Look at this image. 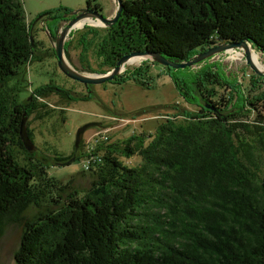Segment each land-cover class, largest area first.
Masks as SVG:
<instances>
[{"label":"trees","instance_id":"trees-1","mask_svg":"<svg viewBox=\"0 0 264 264\" xmlns=\"http://www.w3.org/2000/svg\"><path fill=\"white\" fill-rule=\"evenodd\" d=\"M123 4L112 28L86 26L79 40L86 62L104 32L96 45L100 73H93L105 74L136 52L181 63L246 41L264 55V0ZM87 6L101 11L91 0ZM63 12L69 11L50 14L62 19ZM31 27L22 0H0V238L8 224H22L15 264H264V79L254 74L246 91L210 59L197 71L164 67L184 102L197 109L175 104L153 135L99 145L94 153L103 162L91 166V187L82 192L52 178L46 160L33 161L20 138L24 115L41 111L37 97L46 88L36 92L35 104L21 101L27 69L40 61ZM149 63L114 82L151 89L143 80ZM219 88L228 95L219 96ZM135 156V166L122 160Z\"/></svg>","mask_w":264,"mask_h":264},{"label":"rangeland","instance_id":"rangeland-1","mask_svg":"<svg viewBox=\"0 0 264 264\" xmlns=\"http://www.w3.org/2000/svg\"><path fill=\"white\" fill-rule=\"evenodd\" d=\"M22 2L27 22L32 24H35L37 18L42 14L58 9L71 11L84 9L88 4V0H22ZM91 3L92 5H99L101 14L104 17H108L115 11L113 0H91ZM57 22L50 21L47 23L45 34L49 42V27L52 28ZM41 28V26H38L35 30V39L43 42L44 34ZM93 28L104 29L96 26ZM86 32L87 30L84 27L77 28L68 37L66 43L70 47L69 55L67 56L65 53L66 59L79 72L88 75H101L93 73V71L100 73L96 45L104 32L100 31V38L94 41L95 44L90 47L86 62H81L80 53L82 54V49L78 46V42ZM234 52L240 51L235 50ZM256 53L264 66V55L259 52ZM229 57L230 52L223 53L208 62L219 66L227 77L237 80L238 83L244 85L246 91H250L254 72L247 66L244 57H241L240 60H230ZM143 64L144 61L141 60L133 63V65L127 64L123 74L127 70L132 71ZM149 65L150 69L143 80L151 84V89L134 81L123 84L115 81L91 86L90 93H92L94 99L90 101H69L57 94L41 98L42 100L37 98L36 103L41 104L42 109L39 113L28 118L27 122L28 132L31 133V140L37 149L33 153V161L42 162L46 160L47 170L52 178L64 185L70 183L74 189L84 192L91 187L92 177L88 171L82 170L81 156L87 146L91 144V138L102 129L92 128L85 132L77 155L79 159L71 165L66 166V162L62 164L54 160L56 157L67 158L73 155L76 134L79 128L92 122L100 123L101 126L107 129L103 131L107 132L110 139L107 145H110L124 141L135 134L147 133L153 135L159 124L165 121L167 115L175 114L173 110L175 104H179L180 109H197L184 102L172 79L165 73L163 66L158 64L152 66L151 63ZM200 68V66H195L192 69L197 71ZM47 84H55L66 90H71L73 97L85 93L84 89H81V83L67 78L57 68V60L53 57L42 62H35L27 69L26 81L22 83L23 89L20 98H26L29 92ZM218 92L219 96L228 95L221 88ZM112 117L117 118L118 121H114ZM253 121L254 115L250 117L249 123H253ZM15 151L21 157L23 156L19 148H16ZM122 160L129 166H135L140 162V157L135 156L130 160ZM261 175H264V155ZM157 211L153 209V212ZM22 234V224L10 223L6 226L0 238V264H15V252L21 244Z\"/></svg>","mask_w":264,"mask_h":264},{"label":"water","instance_id":"water-1","mask_svg":"<svg viewBox=\"0 0 264 264\" xmlns=\"http://www.w3.org/2000/svg\"><path fill=\"white\" fill-rule=\"evenodd\" d=\"M123 1L124 0H113L115 4V11L111 17H104L99 11H92L90 10L89 7L66 13L63 15L64 19H68L70 17H73V18L70 21H68L63 28L59 30L58 35L55 40L51 32L50 31L48 32L50 42L56 54L57 67L67 78L73 81L79 82L85 85L86 87L87 86H98V85H103L106 83L113 82L115 79H117V77L123 74L125 67L130 62V60L134 58H139L141 61H144V62L149 61L153 64H158L163 67H168L175 71H178V70H185L186 68H193L202 62H205L209 59L214 58L217 55L238 50L240 51L239 53H241L242 56L245 58L246 64L251 69V71L254 72L256 76L264 79V69L258 67L252 59V52L253 51L258 52L257 51L258 49L246 41L216 45L214 47H211L206 52H202L194 56L189 61H185L181 63L172 62L166 59L161 53H158V52H155V53L136 52V53L122 57L117 62L116 66L110 71L106 72L105 74L88 75V74L79 72L78 70L74 69L66 59L65 43L68 37L71 35V33L75 29H77L76 26L78 25V23L84 22L83 27H85L86 25H89L90 27H94L95 25L91 24V22H96L100 24L99 26H96V27L112 28L122 16V12L124 10ZM46 15L47 14H44V16ZM42 17L43 16H41L40 19ZM38 21H36L35 24H33L31 28V41L33 44L35 42L34 27ZM47 21L48 19L44 20V22H47ZM42 26H44V23ZM45 29H47V27H45ZM92 99L94 98L92 97ZM27 122H28V117L24 115L21 125H20L19 134H20L22 144L24 148L26 149V151L30 154H33L37 151V149L29 136ZM92 128L102 129L101 131L106 130L103 126H101L100 123H97V122L88 123L82 126L81 128H79L76 134L74 153L71 159L68 162H66V164L68 163L72 164L76 161L83 136L86 131Z\"/></svg>","mask_w":264,"mask_h":264},{"label":"flooded vegetation","instance_id":"flooded-vegetation-1","mask_svg":"<svg viewBox=\"0 0 264 264\" xmlns=\"http://www.w3.org/2000/svg\"><path fill=\"white\" fill-rule=\"evenodd\" d=\"M68 11L71 12V10H68ZM66 13L67 12H63V14L61 15V18L62 19H60V16L51 15L50 12L45 13V14H47L46 16H44V14H42L41 16H43V17L41 19H40L41 16H39L37 18L36 21H38V20L39 21L36 23V25L34 27V34H35V30L37 29L38 26H41L42 27L41 29H42L43 34H44V40H43V42L37 41L38 44H37L36 52H37V55L39 57L38 60H40V61H37V62H42V61H44L46 59H50V58H53V57L55 58V56H54L55 51L53 49V46L47 40V36L45 34V27H47V23L50 22V21H53V22L58 21L52 28L49 27L50 32H51V34H52V36H53V38L55 40L56 37H57V35H58L59 30L61 28H63L65 26V24L73 18V17H70L68 19H64L63 18V15L66 14ZM100 13H101V11H100ZM46 19H48V21L47 22H44V20H46ZM43 23H44V26H42ZM87 27H90V26H87ZM65 45H66V43H65ZM78 46H79V42H78ZM65 53H66V49H65ZM55 59L57 60V58H55ZM80 61H81V53H80ZM154 65H156V64H152V66H154ZM115 80H117V79H115ZM81 86H82L81 89H84V92L85 93H83V94H77L78 95L77 97H73V93L71 92V90L70 91L69 90H66L65 88L60 87V86H57L55 84H47V85H43V86L37 88L36 90H33V91L29 92L28 95H27V97L24 98V99H21V101L24 102L25 100H27V99L30 98L28 100L29 103L24 102L25 103L24 105L25 106H31V105L35 104V101H34L33 97L35 96L36 92H38L42 87H46V88H43L44 89L43 90V93H42L43 98H47L48 96L50 97L53 94H57V95L61 96L62 98H64L66 95H69V97H70V98H68L69 101H71V100H78V99H81V97L87 96L90 93L91 86H87L86 87L83 84H81ZM90 94L92 95V93H90ZM37 98H39L40 100H42L40 97H37Z\"/></svg>","mask_w":264,"mask_h":264},{"label":"built area","instance_id":"built-area-1","mask_svg":"<svg viewBox=\"0 0 264 264\" xmlns=\"http://www.w3.org/2000/svg\"><path fill=\"white\" fill-rule=\"evenodd\" d=\"M114 121H118L117 118H113ZM122 121V120H120ZM124 122V121H123ZM107 130V129H106ZM109 137L107 135V132L105 131H100L96 133L92 138H91V144H89L84 152V154L81 156V165H82V170L83 171H89L91 166L97 164V163H102V156L100 154H95L94 151L95 149L102 144H107L109 142Z\"/></svg>","mask_w":264,"mask_h":264},{"label":"bare ground","instance_id":"bare-ground-1","mask_svg":"<svg viewBox=\"0 0 264 264\" xmlns=\"http://www.w3.org/2000/svg\"><path fill=\"white\" fill-rule=\"evenodd\" d=\"M91 24H93V25H95V26H99V25H100L99 23H96V22H91ZM83 26H84V22H81V23H78V25H77L76 27H77V28H82ZM241 57H243L241 53H239V52H234V51H230V57H229L230 60H240ZM252 59H253L254 63H255L258 67L264 69V66H263V64H262L261 61H260L259 55H257V53L254 52V51L252 52ZM139 60H140L139 58L131 59L130 62H129L128 64H132V65H133V63H136V62H138ZM29 135H30V134H29Z\"/></svg>","mask_w":264,"mask_h":264},{"label":"crops","instance_id":"crops-1","mask_svg":"<svg viewBox=\"0 0 264 264\" xmlns=\"http://www.w3.org/2000/svg\"><path fill=\"white\" fill-rule=\"evenodd\" d=\"M114 13H111L108 17H111Z\"/></svg>","mask_w":264,"mask_h":264}]
</instances>
